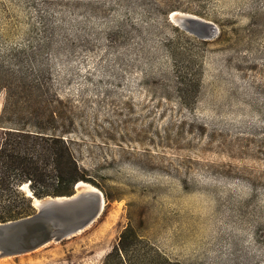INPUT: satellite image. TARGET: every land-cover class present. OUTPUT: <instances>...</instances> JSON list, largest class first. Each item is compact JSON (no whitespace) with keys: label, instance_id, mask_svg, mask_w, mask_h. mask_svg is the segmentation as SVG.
<instances>
[{"label":"rangeland","instance_id":"obj_1","mask_svg":"<svg viewBox=\"0 0 264 264\" xmlns=\"http://www.w3.org/2000/svg\"><path fill=\"white\" fill-rule=\"evenodd\" d=\"M46 2L0 0V51L27 46L31 26L45 41L48 18L41 62L64 102L60 124L74 122L83 182L106 205L85 231L0 264H103L130 226L128 264H264V0ZM174 12L217 36L177 27ZM186 69L200 87L179 84ZM14 205L36 213L13 187L0 193L1 218Z\"/></svg>","mask_w":264,"mask_h":264},{"label":"trees","instance_id":"obj_2","mask_svg":"<svg viewBox=\"0 0 264 264\" xmlns=\"http://www.w3.org/2000/svg\"><path fill=\"white\" fill-rule=\"evenodd\" d=\"M44 3H47L46 0ZM41 20L45 41L38 43L34 39L37 31L31 26L27 46L0 51V95H5L0 114V127L5 129L0 146V193L13 187L22 203L32 211L31 199L19 192L25 182H31L33 194L39 199L72 196L77 183L91 182L88 171L79 164L69 139L72 134L69 129H73L74 122L71 121L68 128L60 124L63 116L56 105L64 102L55 94L49 82L48 66L41 62L52 47L47 37L54 30L50 28L46 16H42ZM5 31L0 18V42L10 36ZM191 77L193 74L186 69L178 73L177 80L182 86L195 83L200 87V82L193 81ZM54 182H57V186ZM14 206V214L8 215L9 219L0 217V223L30 215L18 210V205ZM138 240L132 227H128L103 264H128L129 252ZM147 264L175 263L164 258L160 262L151 259Z\"/></svg>","mask_w":264,"mask_h":264},{"label":"water","instance_id":"obj_3","mask_svg":"<svg viewBox=\"0 0 264 264\" xmlns=\"http://www.w3.org/2000/svg\"><path fill=\"white\" fill-rule=\"evenodd\" d=\"M179 22L170 20L176 26L201 39H213L218 34L217 27L208 21L191 15L179 14ZM84 182L77 183L72 196H47L37 198L33 192L28 194L34 215L0 223V258L21 256L35 252L52 242H62L77 235L102 215L105 196Z\"/></svg>","mask_w":264,"mask_h":264},{"label":"bare ground","instance_id":"obj_4","mask_svg":"<svg viewBox=\"0 0 264 264\" xmlns=\"http://www.w3.org/2000/svg\"><path fill=\"white\" fill-rule=\"evenodd\" d=\"M179 14H185V13H180V12H174V13H172V17H173V21L174 22H179V17H181L182 15H179ZM186 15H189V14H186ZM191 16H193V15H191ZM193 17H196V16H193ZM197 19H201V18H199V17H196ZM201 20H203V19H201ZM206 21V20H205ZM172 22V21H171ZM173 23V22H172ZM174 25H176V23H173ZM90 185V184H89ZM90 187H91V189H92V185H90ZM89 187V188H90ZM24 189H25V191H27V192H29L30 194L32 193V191L30 190V188H29V185L28 184H25L24 185Z\"/></svg>","mask_w":264,"mask_h":264}]
</instances>
